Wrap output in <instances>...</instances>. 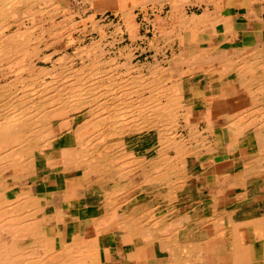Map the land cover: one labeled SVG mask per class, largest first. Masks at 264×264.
<instances>
[{
  "label": "bare ground",
  "instance_id": "bare-ground-1",
  "mask_svg": "<svg viewBox=\"0 0 264 264\" xmlns=\"http://www.w3.org/2000/svg\"><path fill=\"white\" fill-rule=\"evenodd\" d=\"M21 1L0 0V264L88 262V238L72 242L69 248L66 246L59 249L51 245L46 233L42 232L45 229L44 221L47 220L45 212L48 198L47 194L38 192L36 188L47 176L80 170L79 176L64 179V184L59 183L57 190L50 193L52 202H55L57 192L61 195V201H69L81 191L85 198L98 207L96 222H105L109 215H114L112 219L116 217V222L120 223L125 219L118 212L116 199L124 189L120 186L128 182L131 172L142 170L141 174L146 177L144 183H157L160 190L169 191L171 201L177 204L179 195L190 194L185 183L198 174L200 166L208 158L203 157L209 154L220 156L219 161L229 158L232 162L217 176L220 185L218 197L221 200L217 221L221 225L217 229L219 258L230 264H247L251 260L246 244L249 225L254 224L256 230L264 236V216L260 212L264 191L260 190L259 184L260 180L264 181L262 48L257 45L252 53L243 57L242 49L238 46L210 49L197 44L194 48L191 47L193 45L189 46L187 51L183 44L180 52L174 53L171 58L159 60L154 56L151 62L138 65L135 73H132V57L128 56L124 62L119 57H103L105 41L97 46L88 44L86 48L77 49L81 58L78 62L74 58L67 59L66 55H58L56 58L59 49L45 53L35 61L36 49L28 48L30 34L38 32L36 40L39 42L44 34V23L56 18L61 8L53 0H44V7L28 10L25 2L23 5ZM30 1L34 3L35 0ZM90 1L92 5L88 4L94 7V13L90 18L91 24H82L85 30L96 31L101 36L100 40H103L107 27H115L117 30L122 28L120 21L115 24L114 21L104 22L97 18L96 13H104L109 9L97 0ZM151 1L155 6L172 2V8L194 2L133 0L131 6L117 10L114 14L122 12L121 19L125 15H132L139 8L138 14L143 13L145 17L146 6ZM214 1L197 0L206 5ZM220 7L214 11H204L202 16L205 27H196L198 33L205 34L208 25L214 33L220 31L228 39L232 34L239 35L230 19H237L239 15L247 18L256 15L254 10L247 9L244 13L226 16L223 8L219 11ZM25 14L31 19L32 24L29 26L26 25L27 17L26 22L19 18ZM202 16H197L198 20ZM12 18H15L14 23L19 26L14 34H8L6 29L14 24L10 20ZM191 20L193 18H181L179 25H175L176 32L181 34L184 24ZM257 21L256 26H263L262 19ZM219 24L221 29L218 28ZM71 33H68L67 38L69 42H74ZM175 33L171 31L164 40L177 38ZM150 43L153 45L154 41ZM152 45L150 47L153 48ZM214 61L224 69L238 73L237 88L243 99H246L245 103L233 104L230 100L231 92L199 87L192 78L191 83H188L183 72L186 67L194 63L213 64ZM40 63L44 65L40 66ZM49 63L50 66H45ZM23 71L28 75L23 76ZM7 75H13L12 81H7ZM196 111L202 118L194 122ZM218 118L223 119L219 127L214 123ZM57 129L62 131L59 137H55ZM114 133L121 136L117 142L111 140ZM141 133H150L147 140H157V145L151 147L147 155L138 156L136 150L129 151L128 135ZM219 133L223 135L222 142L218 139ZM66 134L71 135L70 140L63 143L65 147H60V140ZM244 142L249 144L248 154L241 150ZM192 155L200 159L198 164H189V156ZM59 159V164L53 163ZM106 172L111 173L108 177L111 180H115L116 175L121 177L114 181V189L107 192L101 188L102 181L97 182L106 176H103ZM33 174L36 176L34 184L23 181ZM92 175L97 178L89 179ZM228 187L234 189L230 195L227 194ZM57 212L54 211V215ZM150 219L152 216L147 220ZM159 220L165 230L168 217L162 216ZM147 226L150 228L145 229L151 234L153 227ZM169 233L171 236L172 232ZM185 234L178 230L171 236L173 241L165 234L167 238H164L174 242L173 246H169L173 250L185 244ZM235 243H240L238 248ZM185 249L182 247L180 250ZM256 264H264V260Z\"/></svg>",
  "mask_w": 264,
  "mask_h": 264
},
{
  "label": "crops",
  "instance_id": "crops-1",
  "mask_svg": "<svg viewBox=\"0 0 264 264\" xmlns=\"http://www.w3.org/2000/svg\"><path fill=\"white\" fill-rule=\"evenodd\" d=\"M108 1L109 3L114 2L115 8L113 9L116 11L131 6L133 0ZM233 1L227 0L225 7H235L232 4ZM239 4V6L245 7V11L247 9L254 10L256 15L252 18L239 15L237 19H230V22L234 24L235 30L239 35L235 36L232 34L228 39H225V35L220 31L214 33L211 27L207 25L204 33H207V35L215 34L219 40L215 43L213 41L207 43L206 46L210 49H217V47L223 48V46L229 48L241 39V35H246L247 38L242 39L243 44L238 46L242 49V56L252 53L255 47L259 45L262 48L263 54L261 58L264 65V27L260 29L256 26V23H258L257 20L262 19L264 22V16L260 13L264 10V1L247 0ZM256 4H260L261 9L258 10ZM234 14H240V12H231L226 16L232 17L235 16ZM242 18L244 21H242ZM242 24H246V26L242 27ZM193 38L197 39L195 41H198V34L194 35ZM201 73L212 76L211 81L205 85V88L210 89L212 87L218 92H231L230 100L233 104L238 105L239 103L246 102V99H243V95L237 88L238 73L236 71H228L220 63L214 61L213 64H206V66L202 67ZM234 75L235 77H233ZM220 119L214 120L215 125L218 127L217 121ZM206 157L210 160L206 158L203 164L204 166H200L198 174L185 183L188 186V190H190V194L186 196L184 194L179 195L177 204L171 201L169 191L165 189L160 191L159 186L154 185V182L144 183L146 177L144 174H141L142 170L138 169L136 172L133 171L136 174H129V180L126 182L129 183L131 188L128 190L123 189L124 191L121 190L120 195L116 199V203L119 205L118 212L124 215L123 217L126 221L116 222L117 218L114 217L112 219L114 215H109L105 220L106 224L104 220L101 223L96 222L95 220L98 215L97 205L84 196L85 200L80 202L78 200L80 196H76L69 201L48 203L46 207L47 212H45L47 214L46 218L52 220L53 226L48 224L50 220H45L44 227L46 231L52 229L56 242H54V246L59 249L66 246L69 248L73 245L72 242L85 241L88 238L87 243L90 246L88 245L89 248L87 249L86 258L88 262L86 264H230L229 261L220 259L218 255L220 240L217 236V231L221 225H218L217 221L220 214L221 200L218 197L220 185L217 181L219 174L216 163L217 156L215 154H209ZM120 178L118 176L115 180ZM194 178L196 180L199 179V181H193L192 179ZM115 180L111 181L113 187ZM126 183L122 185L126 186ZM101 188L106 192L113 190H107L105 185H101ZM229 189L231 187H228ZM136 190L137 193H134ZM144 190H146L147 194L145 197L148 199H141V193ZM45 194H48V192ZM150 195L152 197L149 198ZM81 199L83 198L81 197ZM227 202L231 203V200ZM95 208H97L96 211H94ZM54 211H58L56 213L58 215H54ZM260 212L264 216V203L263 207L261 206L260 208ZM148 216L149 218L152 216V219L147 220L149 219L147 218ZM162 216L168 217V224L165 226V230L159 220ZM144 219L149 222L147 223L145 221V223ZM147 225L153 227L154 231L152 230L151 234H149L148 230L146 231L147 228H150ZM178 230L186 233L185 236L187 238L185 244L171 250L169 246L174 245V242L171 243L173 241L171 236L173 232ZM169 232H172L171 236ZM247 233L248 241L246 244L249 255L251 256V260L247 264L261 263L264 260V236H261V233L256 230L254 224L249 225ZM161 234H163L162 237ZM164 234L172 241L170 239L166 240ZM167 236L165 237L167 238ZM46 237L49 239L51 245H53L49 235L46 234ZM160 237L163 241L159 239ZM207 237L209 238L207 239ZM239 245L240 243H235L236 248ZM182 247H185L187 251L186 249V252L181 251L180 249Z\"/></svg>",
  "mask_w": 264,
  "mask_h": 264
},
{
  "label": "rangeland",
  "instance_id": "rangeland-1",
  "mask_svg": "<svg viewBox=\"0 0 264 264\" xmlns=\"http://www.w3.org/2000/svg\"><path fill=\"white\" fill-rule=\"evenodd\" d=\"M37 1L35 0L33 3V1H30V0H27V2H26V0H22L21 4L23 3V5H24V2H25V6L26 7L28 6L27 7L28 10H30V9L32 10L35 7H36V9H39V8L45 6L44 0H42L41 3H38ZM76 1L78 3H76L75 0H53V3L56 6H59L61 8V10H60L61 13H59V15L56 18H52L51 20H47L44 23V26H43L44 27L43 28L44 34L41 38L42 40L40 39L39 42H38V40H36V36L38 35V32L35 31L36 32L35 34L29 33L30 37H31V39L29 41H31V40L32 41L31 42L28 41V45L30 46V47L28 46V48L31 50L36 49L35 54L37 55V57H36L35 61H38L39 57L42 58L45 53H51L54 50L59 49L60 51L58 52V54L55 55L56 58L58 57V55H66L67 59H69V58L73 59L74 58L73 60H75V62H78L79 59H81V58L78 56L77 49L86 48L88 44H91V45L94 44L97 46V45H100L103 41H105L106 45L103 49V52H104V53H102L103 57H106V58L107 57L108 58L109 57H119V59L122 62H124L127 60V57L130 56V57H132V61H133L132 62V67H133L132 73H135L139 66H142L146 62H151L153 60L154 56L158 57L159 60L171 58L174 53L180 52L181 46H183V44H185V48L188 51L189 46H191V45H193L191 47L194 48L195 46H197V44L206 46L207 43H210L212 41L214 43L217 42V40H219L216 37L217 35H215V34H208L207 35V33L203 34L202 32L201 33L197 32L198 27H201V28L205 27V25H204L205 20L203 19V16H202L204 11L207 9L214 11V9H216V8L218 9L220 6L224 5L223 7H220L219 11H222V8H223V12H225L224 13L225 15H228L231 12H240V13L242 12V13H244L245 7L239 6L240 5L239 3L245 2L247 0H234L232 2V4L235 5V7H231V8H229L227 6L225 7L227 0H215L214 2H211L210 5H206L205 2L199 3V2H197V0H192V1H194L193 3L181 4V6L179 8L178 7L172 8L173 7L172 2H167L164 5H161V4L158 5L157 4L155 6V4H153L151 1L146 6V9H145L146 12L144 10V12L146 14L145 17H144L143 13L138 14L140 9L137 8L133 11L132 15H128V16L125 15L124 18H121L122 20L120 19L122 12L118 13V15L114 14V12H117V10L116 11L113 10V8H115L114 2L109 3L108 0H102V1L97 0L98 3H102L103 7L105 6V7H108L107 9H109V10H106L104 13H100V12L98 14L96 13V15L98 16L97 18H99L101 21H104V22L114 21L115 24L118 23L117 21H120L119 24L122 26V28H121L122 31H121V29L117 30L115 27H107L105 29L106 35L103 36V40H100L101 36H99L96 31L95 32L94 31L90 32L89 30L87 31L84 29V26H83L85 23L88 25L92 23V21L90 20L92 14L94 13V7L90 6V4L92 5V2L90 0H81V1L76 0ZM69 2H71V3H69ZM88 2L90 4H88ZM222 2H224V3H222ZM80 3L82 6L80 5ZM73 4H75V5H73ZM104 4H106V5H104ZM80 7L81 8L87 7V8H85L83 10ZM70 8H72V9H70ZM256 8L258 10L261 9L260 4H256ZM88 9H91V10H88ZM128 11H131V10H128ZM260 13H261V15L264 16V10H262V12H260ZM78 14H79V16H78ZM84 14H86V15H84ZM197 16L198 17L202 16L201 20H198ZM25 17H27V22H26ZM183 17L188 18V19L193 18V20H191L190 23L184 24V26L182 27L183 32H181V34H180V33L176 32V28H175L176 26L175 25L176 24L179 25V22H181V18H183ZM19 18L25 20V22L27 23L26 25H28V26L32 24L31 19L30 18L28 19L27 14H25L24 16H19ZM10 20H11V22L13 20L12 23L15 22L14 21L15 18H12ZM79 22H82V23H79ZM262 25L263 26H260V28L264 27V24H262ZM11 26L12 27L6 29V33L14 34L17 31L19 25L14 23ZM245 26H246V24H242V27H245ZM221 27H222L221 25H218L219 29H221ZM71 31H72L71 35L73 36L74 42H69V40L67 38L68 33ZM171 31L174 33L176 32L175 34L178 35L177 38L173 37V38H170V40L165 41L164 39L168 36V34ZM196 34H198V36H199V38H198L199 43H197L198 41H195L197 39L193 38V36ZM222 37H224V36H222ZM240 37H241V39L238 40L235 44L231 45L230 47L240 46L241 44H243L242 39L247 38V37H246V35L245 36L241 35ZM67 40H68V42L64 43ZM151 41H154V44H153L154 46L150 43ZM33 45H34V47H33ZM150 45H152L153 48L150 47ZM174 45H175V47H174ZM38 47H40V48H38ZM175 50H176V52H175ZM129 51H130V53H129ZM84 55H86V54H84ZM239 55H241V54H239ZM84 57H86V56H84ZM43 65H44V63H40V66H43ZM48 65L50 66L51 63H49L45 66L48 67ZM203 66H206V65L194 63L193 65L188 66V67H186V69L183 70L184 76L188 80V83L189 82L191 83V78H192V80L194 79V81H196V83L199 85V87L205 88V85L209 81H211L212 76L211 75H204L203 73H199V72H201ZM197 73H199V74L197 75ZM21 74L23 76L28 75V73L24 72V71ZM12 77H13V75H9V76L7 75L5 78H7V81H10V80L12 81ZM233 77H235V75ZM197 109H199V107ZM198 114L199 113L196 111V117H193L194 122L197 120L200 121V119L202 118V117H200L201 115L200 114L198 115ZM222 123H223L222 118L219 121H217V124L219 126L222 125ZM61 134H62V131L60 129H57L55 132V137H59V135H61ZM149 134L150 133L128 135V138H129L128 140H130L129 147H128L129 151L136 150L138 152V156L147 155L149 153V151L151 150V147H156V145H157L156 144L157 140H153L151 142H149L147 140V137L149 136ZM70 136L71 135L66 134L65 137L60 140L59 146L65 147L63 145V143L67 140H70ZM132 136H133V138H132ZM120 139H121V136L119 134L117 135L116 133H114L112 135V138H111V140L114 142H117V140H120ZM218 139L220 140V142H222V140H223L222 133L218 134ZM241 146H242L241 147L242 152L245 154H248V152L250 150L249 144L247 142H244V143H242ZM153 153H155V152H153ZM205 157L206 156H204L203 158H205ZM217 157H216V163L218 166V171L220 173V172H223L225 169H227L231 165L232 162H231V159H229V158L224 159V161H219L220 156H217ZM60 162H61V159H59L58 161H54L53 163L59 164ZM199 162H200V159H198L196 156H194V155L189 156V164L190 165H196ZM153 172L154 171H152V173ZM80 174H81V171L77 170V171L70 172L68 174L54 175V176H51L52 178L47 176L45 179H43L40 182V184L37 185V188L35 185H33V186L40 193L48 192L47 198H48V203H50V202H52V196L50 193L57 190L59 183L61 185H63L65 180L72 179L71 176H79ZM110 174H111L110 172H106L103 175V176L106 175L104 178H102L101 180L100 179L97 180L98 183L100 181H102L101 185H105L107 190L114 189V187L111 183V181H112L111 178H108ZM124 174H126V173H124ZM130 174L134 175L136 173L131 172ZM148 174H150V173H148ZM33 175H30V177H28V176L25 177L23 179V181L25 183L28 182V183L34 184V182L36 180V176L35 175L33 176ZM152 176H153V174H152ZM57 177H59V178H57ZM99 177H101V175ZM117 177L118 176L116 175V178ZM95 178H97V176L92 175L89 179H95ZM141 179H143V178H141ZM192 180L193 181H199V179L196 180L195 178ZM261 181H262V183H261ZM259 184H260V190L264 191V181L260 180ZM154 185H158V184L155 183ZM120 187L124 188V190H128L131 188L129 183H126V186H120ZM233 192H234V189H232V188L228 190V194H232ZM134 193H137V190L134 191ZM146 195H147L146 190L142 191L141 199H143V198L145 199ZM60 196H61L60 193L57 192L56 196L54 197V201L60 202L61 201ZM78 197H79L78 200L80 202H83L85 200L81 191L79 192ZM81 197L83 199H81ZM150 197H152V195H150L149 198ZM146 199H148V198H146ZM118 207H119V205H118ZM96 209L97 208H95L94 211H96ZM41 215L42 214H40L39 216H41ZM47 220H50V219H47ZM48 224L52 225L53 224L52 220ZM42 232H45L47 235H49V237L52 239V242H53L52 244L54 246L55 236L52 233V229L51 230L49 229L47 231H46V229H44V230H42ZM26 242H28V241L26 240ZM26 244L30 245V243L29 244L26 243ZM187 262L189 263V261H187Z\"/></svg>",
  "mask_w": 264,
  "mask_h": 264
}]
</instances>
